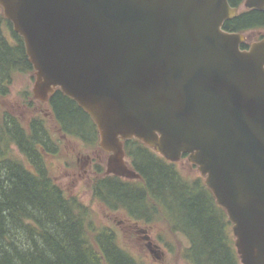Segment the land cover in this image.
<instances>
[{
  "label": "water",
  "instance_id": "obj_1",
  "mask_svg": "<svg viewBox=\"0 0 264 264\" xmlns=\"http://www.w3.org/2000/svg\"><path fill=\"white\" fill-rule=\"evenodd\" d=\"M243 6L264 11V0ZM0 7L23 38L33 98L47 102L59 89L92 119L105 175L140 179L125 161V141L170 162L186 154L232 224L240 263L264 264V38L240 49L245 35L223 30L236 7L228 0H0Z\"/></svg>",
  "mask_w": 264,
  "mask_h": 264
},
{
  "label": "trees",
  "instance_id": "obj_2",
  "mask_svg": "<svg viewBox=\"0 0 264 264\" xmlns=\"http://www.w3.org/2000/svg\"><path fill=\"white\" fill-rule=\"evenodd\" d=\"M228 2L240 8L243 0ZM263 28L264 11L256 10L241 9L223 24L231 33ZM33 72L22 37L0 7V102L16 73ZM47 105L49 115L28 120L0 107V264H140L114 229L99 226L92 210L56 182L47 163L61 147L57 131L96 147L94 122L59 89ZM124 152L140 179L94 178L95 201L143 225L165 222L187 239L182 258L188 264H240L231 224L201 176L183 178L175 162L139 140L125 141Z\"/></svg>",
  "mask_w": 264,
  "mask_h": 264
},
{
  "label": "rangeland",
  "instance_id": "obj_3",
  "mask_svg": "<svg viewBox=\"0 0 264 264\" xmlns=\"http://www.w3.org/2000/svg\"><path fill=\"white\" fill-rule=\"evenodd\" d=\"M264 37V28L247 34L248 44ZM31 73H16L12 77L8 94L3 97L0 107L18 114L28 120L33 115H49L47 102H39L32 96L34 75ZM43 113V114H42ZM43 115V116H44ZM56 126L51 125V130ZM54 132V131H53ZM56 136L60 139L61 147L57 157H48L51 175L56 182L69 194H74L93 212V218L99 226L110 227L115 230L118 241L128 250L140 264H186L182 258L187 240L180 234L172 233L163 221H154L144 226L150 232L151 241L164 251L160 260L155 259L146 249L142 233L132 228L131 222L122 211H110L103 204L93 199L91 186L94 178L104 176L106 170L107 153L97 143L96 147L84 146L79 140L66 137L59 131ZM99 141V140H98ZM176 168L183 178L194 180L200 177L195 166L183 157L175 162ZM139 224L137 230L144 229Z\"/></svg>",
  "mask_w": 264,
  "mask_h": 264
},
{
  "label": "flooded vegetation",
  "instance_id": "obj_4",
  "mask_svg": "<svg viewBox=\"0 0 264 264\" xmlns=\"http://www.w3.org/2000/svg\"><path fill=\"white\" fill-rule=\"evenodd\" d=\"M251 32V31H250ZM249 32H246V33H244V34H246V39H247V34H248ZM260 38H264V37H259L258 38V40L260 39ZM247 46L245 47V48H241V49H244V50H246V49H248L249 48V44L247 43L246 44ZM242 46V45H241ZM131 221V220H130ZM131 222H133V225H132V228H134L135 229V231L137 232V233H142V236H140V238L142 239V240H144L145 241V239L144 238H147L148 237V240H150L151 241V237H150V235H148V233L150 232L148 229H145L146 227H147V225H142L143 227L144 226H146V227H144V232H141V231H139V230H137V228H138V225L140 224L139 222H137V221H131ZM147 236V237H146ZM184 239H185V241L187 240L185 237H183ZM152 242V241H151ZM187 242V241H186ZM153 243V242H152ZM154 244V243H153ZM188 244V243H187ZM144 245L146 246V244H145V242H144ZM157 245V244H156ZM158 246V245H157ZM147 248V247H146ZM158 248H159V246H158ZM159 256H158V258H162L163 257V255H164V251L163 250H159ZM155 255H158L157 253H155ZM184 262L186 263V264H188L185 260H184Z\"/></svg>",
  "mask_w": 264,
  "mask_h": 264
}]
</instances>
